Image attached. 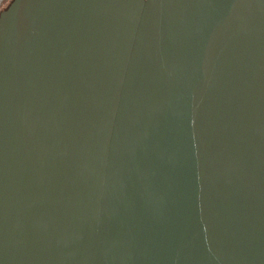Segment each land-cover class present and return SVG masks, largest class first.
<instances>
[{
	"label": "water",
	"instance_id": "95a60500",
	"mask_svg": "<svg viewBox=\"0 0 264 264\" xmlns=\"http://www.w3.org/2000/svg\"><path fill=\"white\" fill-rule=\"evenodd\" d=\"M0 264H264V0H11Z\"/></svg>",
	"mask_w": 264,
	"mask_h": 264
},
{
	"label": "flooded vegetation",
	"instance_id": "af4514ba",
	"mask_svg": "<svg viewBox=\"0 0 264 264\" xmlns=\"http://www.w3.org/2000/svg\"><path fill=\"white\" fill-rule=\"evenodd\" d=\"M8 0H0V11L5 7V3L7 2Z\"/></svg>",
	"mask_w": 264,
	"mask_h": 264
},
{
	"label": "rangeland",
	"instance_id": "374dc122",
	"mask_svg": "<svg viewBox=\"0 0 264 264\" xmlns=\"http://www.w3.org/2000/svg\"><path fill=\"white\" fill-rule=\"evenodd\" d=\"M11 0H8L4 5L5 7L10 3Z\"/></svg>",
	"mask_w": 264,
	"mask_h": 264
},
{
	"label": "trees",
	"instance_id": "16d2710c",
	"mask_svg": "<svg viewBox=\"0 0 264 264\" xmlns=\"http://www.w3.org/2000/svg\"><path fill=\"white\" fill-rule=\"evenodd\" d=\"M7 6H8V5H7ZM7 6H6V7H7ZM6 7H4L2 10H4ZM2 10H1V11H2ZM1 11H0V12H1Z\"/></svg>",
	"mask_w": 264,
	"mask_h": 264
}]
</instances>
